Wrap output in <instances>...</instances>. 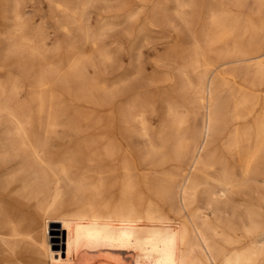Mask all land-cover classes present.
<instances>
[{
  "label": "bare ground",
  "instance_id": "obj_1",
  "mask_svg": "<svg viewBox=\"0 0 264 264\" xmlns=\"http://www.w3.org/2000/svg\"><path fill=\"white\" fill-rule=\"evenodd\" d=\"M57 5L66 35L80 39L79 45L67 43L65 56L57 43L58 63L45 60L41 48L22 34L16 7L8 33L12 42L7 53L23 71L29 74L34 59L43 61L42 75L31 86L36 88L32 98L40 118L46 121L57 97L55 88L72 98L83 90L92 96L103 89L81 76L94 55L87 46L96 40L82 25V12L78 16L77 8ZM202 7L201 43L188 61L196 79L186 77L185 83L195 111L190 115L184 104L169 106L168 121L153 133L143 115L138 129L126 124L114 133L67 127L58 132L49 122L36 131L26 113L20 116L8 100L0 101V123L6 126L0 132L3 181L28 194L42 225L40 242L20 257L10 248L5 264H75L81 253L102 251L131 257L143 251L165 256L172 264H264V106L256 108L241 96L227 110L218 98L227 76L223 69L245 71L251 86L264 81V0H202ZM19 88L12 86L13 92ZM248 117V127H233ZM191 118L199 119L198 127L190 129ZM55 143L60 149L52 153ZM142 164L148 166L146 174L140 173ZM142 190L154 205L149 215L139 212ZM164 204L174 206L175 219L162 214ZM48 222L61 225L58 240L66 232L65 251L63 244L50 249ZM14 226L11 237L34 242Z\"/></svg>",
  "mask_w": 264,
  "mask_h": 264
},
{
  "label": "rangeland",
  "instance_id": "obj_2",
  "mask_svg": "<svg viewBox=\"0 0 264 264\" xmlns=\"http://www.w3.org/2000/svg\"><path fill=\"white\" fill-rule=\"evenodd\" d=\"M191 1L194 3L192 8L183 6L184 2ZM56 2L69 8H77L78 16L82 12L79 19H83L82 25L96 40L94 44L87 46L94 54L93 62L85 64L86 72L81 76L87 77L93 84L97 83L96 85L104 90H94L92 96H89L87 90H83L80 95L72 98L57 87V97L51 104L48 120L40 118L38 106L32 98L36 88L31 85L42 75L44 64L43 61L33 58L32 65L35 66L27 74L21 69L22 65L15 64L14 58L7 53L12 42L9 38L13 31L12 10L16 7L21 16L22 34L31 39L33 46L41 48L44 59L48 62L58 63L60 59V54L57 56L55 51L57 43L61 45L60 52L65 56L69 52L68 44L75 41L79 45L80 39L71 33L66 35L59 7L51 0H0V92L4 91L3 94L0 93V101L8 100L9 105L20 116L26 113L24 115L28 116L33 124L32 129L41 130L49 122L54 124V129L58 132L88 129L87 131L114 133V130L118 132L127 125H132L131 129H138V117L143 115L150 133H153L161 123L168 121L169 106L177 108L184 104L190 115L193 114L195 107L191 92L187 91L185 83L186 77L191 82L196 79V72L188 61L193 47L201 43L199 32L206 16L202 0ZM82 2L86 3L84 9L79 8ZM99 55H104L107 60L103 61ZM23 57L29 60L27 55L23 54ZM222 71L223 76L227 75L224 81L227 88L224 86L218 92V98L227 110L241 96H247L256 108L264 106V81L251 86L245 81V71ZM13 85H18L19 90L13 92ZM199 124V119L191 118L188 126L192 129ZM229 124L228 128H232ZM249 124L248 117L236 121L233 127L245 128ZM5 127V123L1 122L0 132ZM59 146L55 143L50 151L57 152ZM145 147L143 140V152ZM2 171L0 167V264H5L10 260V248H14V257H20L24 250L31 249L34 244L40 242L42 225L37 217L35 203L19 187L7 185L3 181ZM143 171L145 174L148 172L146 164L140 166V173ZM139 196L142 198L139 212L151 214L154 205L148 193L142 190ZM173 207L169 204L162 205V214L175 219ZM10 225H15L17 233L30 234L34 242L11 237ZM60 228V224L48 222L46 232L50 249H58L54 244H63L65 251L66 232H63V239L58 240L55 237L56 229ZM81 254L75 264H172L165 256H150L143 251H138L135 257L128 253L112 251L84 253L82 256Z\"/></svg>",
  "mask_w": 264,
  "mask_h": 264
}]
</instances>
